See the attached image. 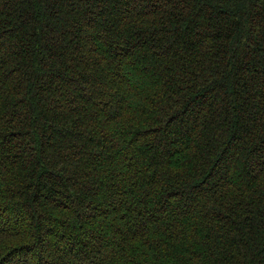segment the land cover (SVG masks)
Here are the masks:
<instances>
[{
	"label": "trees",
	"instance_id": "1",
	"mask_svg": "<svg viewBox=\"0 0 264 264\" xmlns=\"http://www.w3.org/2000/svg\"><path fill=\"white\" fill-rule=\"evenodd\" d=\"M0 264H264V0H0Z\"/></svg>",
	"mask_w": 264,
	"mask_h": 264
}]
</instances>
